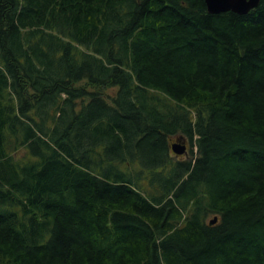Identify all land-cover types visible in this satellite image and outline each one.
Listing matches in <instances>:
<instances>
[{
    "label": "trees",
    "instance_id": "16d2710c",
    "mask_svg": "<svg viewBox=\"0 0 264 264\" xmlns=\"http://www.w3.org/2000/svg\"><path fill=\"white\" fill-rule=\"evenodd\" d=\"M0 264H264V0H0Z\"/></svg>",
    "mask_w": 264,
    "mask_h": 264
},
{
    "label": "water",
    "instance_id": "95a60500",
    "mask_svg": "<svg viewBox=\"0 0 264 264\" xmlns=\"http://www.w3.org/2000/svg\"><path fill=\"white\" fill-rule=\"evenodd\" d=\"M207 11L210 14H219L222 12H234L238 15H245L258 6L260 0H204ZM172 151L176 155L186 152L185 138L181 137L177 142L171 145ZM217 217L209 221L210 225L215 224Z\"/></svg>",
    "mask_w": 264,
    "mask_h": 264
},
{
    "label": "rangeland",
    "instance_id": "374dc122",
    "mask_svg": "<svg viewBox=\"0 0 264 264\" xmlns=\"http://www.w3.org/2000/svg\"><path fill=\"white\" fill-rule=\"evenodd\" d=\"M188 145V152L187 154L183 155V156H180L181 158H186L188 155H189V152H190V146H189V143H187ZM211 218V217H210Z\"/></svg>",
    "mask_w": 264,
    "mask_h": 264
},
{
    "label": "bare ground",
    "instance_id": "6f19581e",
    "mask_svg": "<svg viewBox=\"0 0 264 264\" xmlns=\"http://www.w3.org/2000/svg\"><path fill=\"white\" fill-rule=\"evenodd\" d=\"M177 141V140H176Z\"/></svg>",
    "mask_w": 264,
    "mask_h": 264
},
{
    "label": "flooded vegetation",
    "instance_id": "af4514ba",
    "mask_svg": "<svg viewBox=\"0 0 264 264\" xmlns=\"http://www.w3.org/2000/svg\"><path fill=\"white\" fill-rule=\"evenodd\" d=\"M188 149V148H187Z\"/></svg>",
    "mask_w": 264,
    "mask_h": 264
}]
</instances>
